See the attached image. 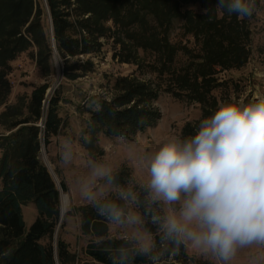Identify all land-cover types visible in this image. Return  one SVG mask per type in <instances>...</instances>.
Masks as SVG:
<instances>
[{
	"label": "trees",
	"instance_id": "1",
	"mask_svg": "<svg viewBox=\"0 0 264 264\" xmlns=\"http://www.w3.org/2000/svg\"><path fill=\"white\" fill-rule=\"evenodd\" d=\"M45 3L0 0V264H109L102 246L95 241L102 236L105 240L112 237L106 235L104 221L89 205L74 212L79 217L81 235L89 239L83 250L86 260L80 261L68 244L54 239L61 224L60 197L40 159V151L42 143L48 145L61 127L59 92H54L46 110L42 104L48 83L33 87L28 96L8 104L10 64L34 48L37 67L43 70L45 78L52 75L54 52L47 10L56 55L63 63L61 75L67 81H76L87 68H92L90 61L82 63L78 57L99 53L102 38L119 44V53L113 58L122 63L137 64V50L153 57L147 64L156 75L155 84L118 78L113 85V98L98 99L100 110L92 105L86 110L93 143L84 147L94 151L97 134L108 138L114 130L123 128L135 136L152 128L160 118L153 107L160 91L177 100L197 102L203 115H209L217 106L211 92L219 86L218 74L240 69L248 61V19L221 17L214 9L206 15L181 10L195 4L201 10L210 8L215 0H45ZM177 19L183 21L184 34L193 38L198 52L193 56L183 49L192 56H188V63L182 68L175 66L178 48L168 38ZM40 122L43 129L38 127ZM193 130L186 126L182 134ZM127 176L121 173V178ZM28 204L35 207L36 218L25 230L22 207ZM68 216L71 212L64 215ZM186 257L182 254L174 260L182 264Z\"/></svg>",
	"mask_w": 264,
	"mask_h": 264
},
{
	"label": "clouds",
	"instance_id": "2",
	"mask_svg": "<svg viewBox=\"0 0 264 264\" xmlns=\"http://www.w3.org/2000/svg\"><path fill=\"white\" fill-rule=\"evenodd\" d=\"M213 9L249 19L257 0H215L203 12ZM92 143L88 135L60 138L58 163L71 184L58 210L66 215L78 196L102 218L112 240L95 243L109 264H173L189 253L206 264H264V93L230 95L187 135L120 128L107 152L80 151ZM116 155L131 169L125 178Z\"/></svg>",
	"mask_w": 264,
	"mask_h": 264
},
{
	"label": "rangeland",
	"instance_id": "3",
	"mask_svg": "<svg viewBox=\"0 0 264 264\" xmlns=\"http://www.w3.org/2000/svg\"><path fill=\"white\" fill-rule=\"evenodd\" d=\"M184 9L198 14L203 13L198 4L181 8V10ZM107 26L112 27L110 23ZM248 27L250 30L248 61L240 69L222 71L218 74L219 86L211 92V96L217 101V104L230 95L250 98L252 95L264 93V0H257V11L248 19ZM168 34L170 43L178 48L175 66L182 68L187 65L188 56L198 55L195 42L190 35L184 34L181 19L173 21ZM100 43L103 46L99 53L78 57L82 63L90 61L92 68H87V71L73 82L67 81L61 75L63 63L56 54H53L51 58L52 75L49 78H45L43 70L36 65L34 60L36 50L34 48L19 55L10 64L11 70L8 81L11 91L8 104H14L16 99L21 96H28L33 87L43 83L49 84L45 99L50 100L55 91L59 92L58 116L62 121L61 127L58 135L49 139L48 145L45 146L42 143L40 159L45 162L43 155L46 156L59 184L60 194L69 192L71 172L63 169L58 163L59 140L67 134L77 138H81L83 135L90 136L89 115L86 110L90 107L92 99L110 101L115 95L113 85L118 78L129 77L139 83L155 84L157 82L155 73L150 70L147 64L153 60L150 54L137 50L135 52L139 60L136 62L137 64L134 61L130 64L122 63L118 58H113L114 54L119 53V44L113 39L106 40L103 38L100 39ZM183 49H187L192 55ZM122 55L124 57L126 54L123 53ZM153 107L159 111L160 118L152 128L141 133L148 138L158 137L168 129H173L178 133H182L186 126L194 129L199 119L204 117L201 104L177 100L164 91L159 92L157 99L153 102ZM0 133H2L1 130ZM96 138L97 141L94 143L96 150L94 151L107 152L109 148L108 138L102 134H97ZM81 143H83L82 140ZM84 146L81 147L80 151L86 154L88 151ZM114 162L121 173L130 174L131 169L123 156L116 155ZM83 206H88V204L79 199L78 196H74L73 206L69 211L71 216H63L54 236V239L60 238L68 244L69 250L75 253L80 261L86 260L83 256V250L89 239L81 235L79 217L74 212L76 208ZM22 215L25 230H28L36 218L35 207L32 204L23 206ZM186 256L182 264H206V261L192 257L190 253ZM173 264H177L175 260H173Z\"/></svg>",
	"mask_w": 264,
	"mask_h": 264
},
{
	"label": "water",
	"instance_id": "4",
	"mask_svg": "<svg viewBox=\"0 0 264 264\" xmlns=\"http://www.w3.org/2000/svg\"><path fill=\"white\" fill-rule=\"evenodd\" d=\"M43 1H44V3H45V0H43ZM45 6H46V3H45ZM46 9H47V6H46ZM47 14H48V19H49L51 45H52V48H53V52H54V54H56V49H55V45H54V38H53V33H52V24H51V19H50V16H49V12H48V10H47ZM40 152H41V151H40ZM42 162H43V161H42ZM43 164H44V166L46 167L48 173L50 174L51 178L53 179V181H54V183H55V185H56V187H57V189H58V191H59V197H61V194H60L61 192H60V189H59L60 187H59V184H58V182H57V180H56V177L51 173V171L49 170V168H48V166L46 165V163L43 162ZM63 216H64V215H61V216H60V222L62 221ZM54 246H55V245H54ZM55 261H57V260H56V256H55Z\"/></svg>",
	"mask_w": 264,
	"mask_h": 264
},
{
	"label": "bare ground",
	"instance_id": "5",
	"mask_svg": "<svg viewBox=\"0 0 264 264\" xmlns=\"http://www.w3.org/2000/svg\"><path fill=\"white\" fill-rule=\"evenodd\" d=\"M42 155H43V154H42ZM43 159H44L46 165L48 166L49 170L51 171V173L54 175V172H53V170H52V167H51L50 163L48 162V160H47V158H46L45 155H43ZM64 196H65V194L62 193V194H61V197H60V200L63 199Z\"/></svg>",
	"mask_w": 264,
	"mask_h": 264
},
{
	"label": "built area",
	"instance_id": "6",
	"mask_svg": "<svg viewBox=\"0 0 264 264\" xmlns=\"http://www.w3.org/2000/svg\"><path fill=\"white\" fill-rule=\"evenodd\" d=\"M48 99L46 98V100L45 101H43V104H42V106H43V109H47V104H48ZM38 127H40L41 129H43V124H42V122H40V124L38 125Z\"/></svg>",
	"mask_w": 264,
	"mask_h": 264
}]
</instances>
